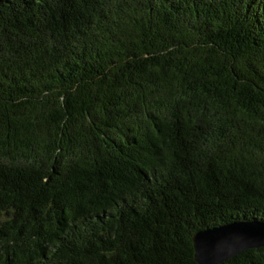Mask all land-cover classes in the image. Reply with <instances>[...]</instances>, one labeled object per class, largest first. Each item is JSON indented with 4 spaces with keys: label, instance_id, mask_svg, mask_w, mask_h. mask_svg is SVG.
I'll return each mask as SVG.
<instances>
[{
    "label": "trees",
    "instance_id": "16d2710c",
    "mask_svg": "<svg viewBox=\"0 0 264 264\" xmlns=\"http://www.w3.org/2000/svg\"><path fill=\"white\" fill-rule=\"evenodd\" d=\"M252 219L264 0H0V264H198Z\"/></svg>",
    "mask_w": 264,
    "mask_h": 264
},
{
    "label": "water",
    "instance_id": "95a60500",
    "mask_svg": "<svg viewBox=\"0 0 264 264\" xmlns=\"http://www.w3.org/2000/svg\"><path fill=\"white\" fill-rule=\"evenodd\" d=\"M198 264H220L240 252L264 246V221L238 220L197 231L192 236Z\"/></svg>",
    "mask_w": 264,
    "mask_h": 264
}]
</instances>
